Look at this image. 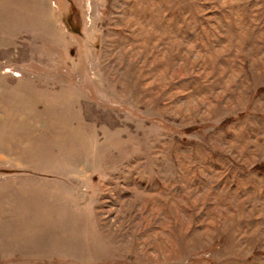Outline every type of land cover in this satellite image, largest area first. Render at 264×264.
<instances>
[{
	"label": "rangeland",
	"instance_id": "rangeland-1",
	"mask_svg": "<svg viewBox=\"0 0 264 264\" xmlns=\"http://www.w3.org/2000/svg\"><path fill=\"white\" fill-rule=\"evenodd\" d=\"M12 1L0 264H264V0Z\"/></svg>",
	"mask_w": 264,
	"mask_h": 264
},
{
	"label": "bare ground",
	"instance_id": "bare-ground-1",
	"mask_svg": "<svg viewBox=\"0 0 264 264\" xmlns=\"http://www.w3.org/2000/svg\"><path fill=\"white\" fill-rule=\"evenodd\" d=\"M17 1H18V0H13V1L10 2V3H11V4H17ZM13 19L16 20L15 17H14ZM12 21H13V20H12ZM13 33H14V32H13ZM11 38H12V37H11ZM11 41H12V40H11Z\"/></svg>",
	"mask_w": 264,
	"mask_h": 264
}]
</instances>
